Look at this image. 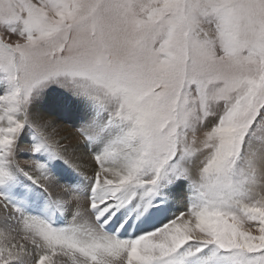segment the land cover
Instances as JSON below:
<instances>
[{
    "label": "snow or ice",
    "instance_id": "1",
    "mask_svg": "<svg viewBox=\"0 0 264 264\" xmlns=\"http://www.w3.org/2000/svg\"><path fill=\"white\" fill-rule=\"evenodd\" d=\"M0 264H264V0H0Z\"/></svg>",
    "mask_w": 264,
    "mask_h": 264
},
{
    "label": "rangeland",
    "instance_id": "2",
    "mask_svg": "<svg viewBox=\"0 0 264 264\" xmlns=\"http://www.w3.org/2000/svg\"><path fill=\"white\" fill-rule=\"evenodd\" d=\"M58 133H56V139H59V140H62L64 143H69V142H74L75 141V131L74 129H72L70 126H67V125H58V130H57ZM72 132V133H71ZM74 137H73V136ZM85 159H83V156H82V159H80L78 161V163H80V166L82 167V171H87L89 170V172H93L94 168H95V165H94V162L92 161L91 157L88 156V160L85 161V163L83 162ZM25 161L23 159H21V163H24ZM64 260H67V258H63Z\"/></svg>",
    "mask_w": 264,
    "mask_h": 264
},
{
    "label": "bare ground",
    "instance_id": "3",
    "mask_svg": "<svg viewBox=\"0 0 264 264\" xmlns=\"http://www.w3.org/2000/svg\"><path fill=\"white\" fill-rule=\"evenodd\" d=\"M57 130H58V128H57ZM58 133V132H57ZM72 133V132H71ZM73 136V135H72ZM74 137V136H73ZM83 159H85L83 162L85 163V161L86 160H88V156H83ZM82 167H83V165H82ZM82 167H81V169H82ZM83 170V169H82ZM87 171H89V170H87Z\"/></svg>",
    "mask_w": 264,
    "mask_h": 264
}]
</instances>
